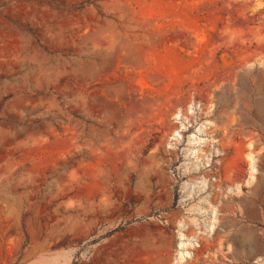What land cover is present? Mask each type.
<instances>
[{
  "label": "rangeland",
  "instance_id": "374dc122",
  "mask_svg": "<svg viewBox=\"0 0 264 264\" xmlns=\"http://www.w3.org/2000/svg\"><path fill=\"white\" fill-rule=\"evenodd\" d=\"M215 229L264 264V0H0V264H210Z\"/></svg>",
  "mask_w": 264,
  "mask_h": 264
},
{
  "label": "bare ground",
  "instance_id": "6f19581e",
  "mask_svg": "<svg viewBox=\"0 0 264 264\" xmlns=\"http://www.w3.org/2000/svg\"><path fill=\"white\" fill-rule=\"evenodd\" d=\"M220 193V192H219ZM243 209V208H242ZM221 211H223V213H227L228 211H230V209L228 207L222 206ZM243 211V210H242ZM229 213V212H228ZM244 213V212H243ZM235 214V212H234ZM225 215V214H223ZM243 215V214H242ZM241 215V216H242ZM236 216V215H235ZM223 217V216H222ZM234 217V215H233ZM243 217V216H242ZM230 219V218H229ZM232 219V218H231ZM243 219V218H242ZM228 220V219H227ZM239 220V219H238ZM241 221V220H240ZM231 223V221H229ZM234 222V221H233ZM245 222V221H243ZM242 222V223H243ZM225 224V223H224ZM233 224V223H232ZM246 224V223H245ZM244 224V225H245ZM259 224V223H258ZM234 227V226H232ZM243 229V228H242ZM224 230V229H223ZM238 230V229H237ZM245 231V230H244ZM247 231V229H246ZM228 233V232H227ZM251 233V232H250ZM246 237V233L242 232V230L237 233H229L227 235H221L219 232H217V229L214 230V234L211 235V237L209 238V242H210V247L209 249H215L214 250V254L211 255L210 254V258H211V262L210 264H245V260L241 259L238 260L237 262L234 260H230V257L233 256L236 252L234 249V246L236 245V251L238 253L240 252H244L246 251L248 245H249V241H247ZM252 240V239H251ZM251 242V241H250ZM255 243V242H254ZM251 244V243H250ZM253 245V244H252ZM257 245V244H256ZM258 246V245H257ZM256 246V247H257ZM199 248V247H198ZM204 247H200L199 250L202 252V255L204 254L205 251H207V249H203ZM251 249V248H249ZM249 251V250H248ZM255 251V250H254ZM198 252V251H197ZM248 255V253H247ZM205 256V255H203ZM197 257V256H196ZM207 257V256H206ZM209 257V256H208ZM208 257L207 258H198V263H204L207 264L208 261ZM249 258V257H248ZM247 259V258H246ZM247 261V260H246ZM196 263V262H195ZM193 261L190 260L189 264H195Z\"/></svg>",
  "mask_w": 264,
  "mask_h": 264
}]
</instances>
